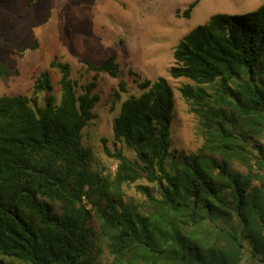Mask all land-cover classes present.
Here are the masks:
<instances>
[{
  "label": "trees",
  "instance_id": "trees-1",
  "mask_svg": "<svg viewBox=\"0 0 264 264\" xmlns=\"http://www.w3.org/2000/svg\"><path fill=\"white\" fill-rule=\"evenodd\" d=\"M173 56L171 76L195 82L180 91L203 142L192 154L171 150L174 89L163 76L144 79L114 119L115 140L135 157L113 154L111 182L82 139L99 75L119 74L114 56L86 61L93 77L80 90L56 55L59 101L50 69L32 95L0 94V264H98L102 238L113 264H264V4L211 15ZM9 72L0 62V75ZM139 179L155 187L138 186L144 204L126 202L123 186Z\"/></svg>",
  "mask_w": 264,
  "mask_h": 264
},
{
  "label": "rangeland",
  "instance_id": "rangeland-1",
  "mask_svg": "<svg viewBox=\"0 0 264 264\" xmlns=\"http://www.w3.org/2000/svg\"><path fill=\"white\" fill-rule=\"evenodd\" d=\"M193 1L5 0L0 3V62L10 72L0 75V94L32 95L36 77L50 69L51 93L59 101L60 71L50 67L56 55L71 64L72 77L80 90L93 77L86 61L101 63L114 56L119 74L99 75L100 101L94 108V118L83 129V144L92 149L94 170L111 182L119 163L113 154L121 151L135 157L124 141L115 140L113 123L122 101L131 94H141L139 82L147 78L156 80L163 76L172 85L175 108L171 150L192 154L203 142L200 119L180 87L195 82L171 76L173 51L194 27L208 23L211 15L243 14L264 4V0H199L190 16H186L184 11ZM45 94H38L40 105L44 104ZM139 185L155 187L146 179L125 184L126 202L145 203L146 196L138 190ZM90 223L98 227L95 218ZM100 243L103 252L98 264H113L107 240L102 238Z\"/></svg>",
  "mask_w": 264,
  "mask_h": 264
}]
</instances>
